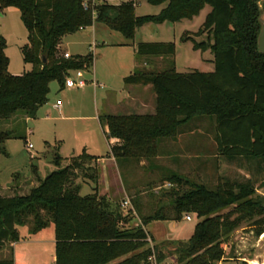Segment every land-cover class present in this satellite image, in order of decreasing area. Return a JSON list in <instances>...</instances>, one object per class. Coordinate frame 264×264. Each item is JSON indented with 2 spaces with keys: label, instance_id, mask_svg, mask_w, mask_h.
I'll use <instances>...</instances> for the list:
<instances>
[{
  "label": "trees",
  "instance_id": "obj_1",
  "mask_svg": "<svg viewBox=\"0 0 264 264\" xmlns=\"http://www.w3.org/2000/svg\"><path fill=\"white\" fill-rule=\"evenodd\" d=\"M86 1L88 9L84 8ZM146 1L152 6H167L159 15L138 17L134 0L119 6L107 1L93 4V0H0L2 11L14 8L20 12L28 32L23 60L33 66L30 72L12 75L5 53L7 41L0 37V124L19 125L25 118L35 119L49 103L52 83L57 82L63 91L70 72L92 70L94 54L71 59L62 55L67 35L98 22L133 41L137 31L147 25L192 21L209 6L211 12L198 34L210 33L211 42H192L195 51L214 54L215 71L179 74L176 44H139L138 57L160 58L168 67L160 73L137 71L124 83L151 86L156 111L154 115H101L99 120L107 127L109 140L118 141L111 145L108 156L118 162L154 160L163 140L177 138L196 119H210L216 123L219 156L230 161L243 158L264 162V55L259 51L262 0ZM18 138L15 130L0 132V155L8 157L6 142ZM98 161V157L84 152L63 167V158L57 154L53 161L57 170L45 179L39 176L38 166L32 167L39 185L29 194L0 196V251L20 242L18 228L30 226L33 236L53 224L55 264H113L121 259L125 260L117 264H151L153 255L158 264L172 257L177 264H221L226 258L225 245L245 222L258 217L252 226L257 236L264 235V206L253 199L255 189L227 182L217 190L193 185L182 191L188 183L179 174L167 179L179 188L170 193L174 216L161 209L143 217L141 225L126 228L123 225L128 216L99 194ZM80 178L97 186L95 194L81 196L82 186L76 183ZM191 214L202 221L187 243L172 241L149 248L152 236L147 226L181 222ZM0 264L15 262L0 260Z\"/></svg>",
  "mask_w": 264,
  "mask_h": 264
},
{
  "label": "rangeland",
  "instance_id": "obj_2",
  "mask_svg": "<svg viewBox=\"0 0 264 264\" xmlns=\"http://www.w3.org/2000/svg\"><path fill=\"white\" fill-rule=\"evenodd\" d=\"M134 1L136 15L139 17L159 15L165 8V5L152 6L146 0ZM109 2L115 5L123 4L126 0ZM96 3H100V0ZM260 8L264 11V0L260 2ZM210 12L211 8L208 6L192 21L147 25L138 30L133 41L98 22L76 34L67 35L62 42V55L69 53L76 57L92 53L95 56L94 67L86 73L88 86L81 90L61 91L59 84L54 82L51 84L49 103L40 109L35 119L25 118L19 125H16V122L0 124V132L15 130L21 137L6 142L8 157L0 155V196L12 198L29 194L39 185L32 167L38 166L39 176L46 177L56 171L53 161L57 154L63 158L62 165L66 167L72 158L84 152L88 154L106 152L110 141L108 129L101 125L97 109L101 115H114L116 111L113 106H104L103 100L108 95H112L113 100L123 99L126 96L124 78L137 71L160 73L168 67L163 59L138 57L139 44H176L175 62L179 74L194 71L214 72V65L208 66L209 63H203V60H214V54L208 52L203 55L202 52L195 51L192 42L199 44L211 42L210 33L198 34ZM0 37L7 41L5 53L10 61L9 72L14 76H20L32 71L33 66L26 65L23 60L22 48L28 43V32L18 10L10 8L2 11L0 8ZM146 97H149V94H146ZM58 102L62 105L61 110L54 108ZM197 121L200 119L194 120L184 129L193 130V124ZM202 123L209 124L207 120ZM29 145L33 146L32 150L28 149ZM209 148L212 150L213 146ZM144 163L141 166L137 161H117V167L107 164L100 172L101 189L113 186L114 189L110 193L112 205L114 208H120L122 213L128 216L127 222L123 225L126 228L141 225L143 217L154 215L161 209H164L168 216H174L172 213L174 197H171L170 193L179 188L167 179L176 174L181 175L185 183H188L181 188L182 191L191 189L193 185H206L212 190H217L219 186L229 182L236 187L246 186L255 189L253 199L264 206L263 161H249L243 158L233 161L225 158L213 159L202 162V168L198 173L194 171L198 165L194 161L176 163L160 159ZM76 183L82 186L81 196L95 194L97 187L95 184H85L83 178L78 179ZM125 191L130 197V205L126 207L123 204L129 200H126ZM235 191L238 192V189ZM229 211L231 209L224 211L222 215ZM189 216L192 218L191 221L185 219L178 223L153 222L147 226L146 230L152 236L149 248L172 241L187 243L194 233L195 226L202 221L195 215ZM258 219L255 217L252 222H245L234 232L225 245L226 258L221 264H264V236H257L252 226ZM29 228L30 226H27L22 230L24 236L27 235ZM54 257L53 224L37 239L24 240L16 249L6 245L0 251V260H14L17 264H55ZM163 264H177V259L169 258Z\"/></svg>",
  "mask_w": 264,
  "mask_h": 264
},
{
  "label": "crops",
  "instance_id": "obj_3",
  "mask_svg": "<svg viewBox=\"0 0 264 264\" xmlns=\"http://www.w3.org/2000/svg\"><path fill=\"white\" fill-rule=\"evenodd\" d=\"M111 0H107V2L110 4ZM122 1V0H120ZM128 2V0H126ZM123 2V3H126ZM112 5V4H111ZM121 4H115L114 6H119ZM167 5H165L166 8ZM139 17V16H138ZM138 32V31H137ZM63 49V47H61ZM200 52V51H199ZM211 52L210 50L207 52H202L203 55L206 53ZM212 53V52H211ZM69 54V53H68ZM205 62L209 63L208 66L214 65V60H203V63ZM145 66H148L145 64ZM215 67V65H214ZM125 79V78H124ZM89 82V81H88ZM96 85V84H95ZM68 90H74V89H68ZM146 94H149V97H146ZM112 95H108L104 100L103 104L104 106L107 105L108 107L113 106V109H115L114 115H154L156 111V95L152 91L151 86L142 87V86H126V96L118 100L111 97ZM58 104V103H57ZM57 104L54 106L55 109L61 110L62 105L57 108ZM103 106V107H104ZM97 114L99 117L101 116L100 111L97 109ZM74 119V118H73ZM207 122L209 124L202 123ZM193 122V121H192ZM216 136V123L210 119H201L200 121H197V123L193 124V130H183V133H181L177 138L175 139H165L160 143V153L157 158L154 160H166L169 162H186V161H194L198 163L197 167L194 169L197 173L201 170V163L202 162H209L213 159H220L223 158L218 155L217 152V144L215 141ZM117 140H110L109 145L107 146V150L104 154H90L92 156L98 157V168L99 171L103 169L104 166L107 164H110V166H116L117 167V161L114 157H109L108 154L111 150V145L117 144ZM213 146L212 150L209 148V146ZM90 152V149H88ZM146 160H143L140 162V165L143 166L145 164ZM57 170V168L55 167ZM54 172V171H53ZM52 173V172H51ZM48 176V175H47ZM46 176V177H47ZM101 176V174H100ZM46 177H42V179H45ZM101 177L100 182L98 186V191L101 196H107L109 200L111 201V190H113V186H107L104 189H101ZM109 187V189H108ZM109 191V192H108ZM126 193V191H125ZM126 200L130 201V197L126 193ZM185 220V218H184ZM168 222V221H167ZM172 223H178L176 221H170ZM24 228H18L21 240L18 243L15 244H8L7 246L16 249L18 245L24 240H31V239H37L39 235L42 234L45 230L40 232L37 235H30L29 229L27 231V235L24 236L22 234V230ZM146 229V228H145ZM147 231V230H146ZM55 232V227H54ZM148 232V231H147ZM264 235L260 236L263 237ZM125 259L118 260L114 262L113 264H117L122 262ZM53 261L56 263V258L54 257ZM17 264V262L15 263Z\"/></svg>",
  "mask_w": 264,
  "mask_h": 264
},
{
  "label": "built area",
  "instance_id": "obj_4",
  "mask_svg": "<svg viewBox=\"0 0 264 264\" xmlns=\"http://www.w3.org/2000/svg\"><path fill=\"white\" fill-rule=\"evenodd\" d=\"M97 0H93V4H99V3H96ZM107 0H100V3H104L106 2ZM90 7L89 5V2H85L84 3V8L85 9H88ZM71 55L66 53L65 54V58L66 59H71ZM88 86V81L86 80V73L82 70H79V71H72L69 73V76L67 77L66 79V83H65V89H84ZM61 106V103L58 102L57 104V108H59ZM28 149L29 150H32L33 149V146L32 145H29L28 146ZM130 205V201H126L123 206L126 207V206H129ZM187 221H191L192 218L190 216H187L185 218ZM149 243H152V240L149 238L148 239ZM149 262L151 264H158L157 263V260H156V256L153 255Z\"/></svg>",
  "mask_w": 264,
  "mask_h": 264
},
{
  "label": "water",
  "instance_id": "obj_5",
  "mask_svg": "<svg viewBox=\"0 0 264 264\" xmlns=\"http://www.w3.org/2000/svg\"><path fill=\"white\" fill-rule=\"evenodd\" d=\"M261 33L259 36V51L264 55V11L262 12L261 18Z\"/></svg>",
  "mask_w": 264,
  "mask_h": 264
}]
</instances>
